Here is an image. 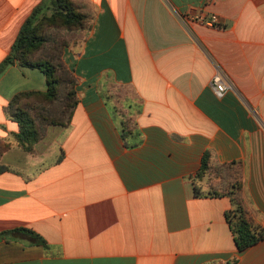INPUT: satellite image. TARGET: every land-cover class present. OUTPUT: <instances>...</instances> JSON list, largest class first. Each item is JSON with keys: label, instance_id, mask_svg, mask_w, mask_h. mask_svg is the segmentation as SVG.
Returning a JSON list of instances; mask_svg holds the SVG:
<instances>
[{"label": "crops", "instance_id": "1", "mask_svg": "<svg viewBox=\"0 0 264 264\" xmlns=\"http://www.w3.org/2000/svg\"><path fill=\"white\" fill-rule=\"evenodd\" d=\"M39 1L0 0V60ZM84 1L91 27L61 53L78 100L32 152L14 144L3 105L44 89V74L16 62L0 72V136L11 142L0 264H264V236L235 247L228 196L192 193L203 152L239 161L240 196L264 229V0ZM217 69L230 84L220 95Z\"/></svg>", "mask_w": 264, "mask_h": 264}, {"label": "trees", "instance_id": "2", "mask_svg": "<svg viewBox=\"0 0 264 264\" xmlns=\"http://www.w3.org/2000/svg\"><path fill=\"white\" fill-rule=\"evenodd\" d=\"M87 7L84 0H40L23 19L8 52L0 60V72L6 64L16 62L38 68L46 81L44 89L15 91L3 105L5 115L16 124L11 133L14 144L22 150L32 152L48 125H67L70 121L78 100L77 80L61 53L64 46L82 40L89 31L92 15ZM129 121V117H121L122 138L132 132ZM10 146L11 142L0 136V155ZM7 168L0 161V172ZM201 180L205 186L200 184ZM240 185L239 161L213 163L207 152L202 153L192 176V193L228 196L230 206L223 215L238 250L264 236V229L253 220L240 196ZM11 230L45 243L30 228L19 226Z\"/></svg>", "mask_w": 264, "mask_h": 264}, {"label": "built area", "instance_id": "3", "mask_svg": "<svg viewBox=\"0 0 264 264\" xmlns=\"http://www.w3.org/2000/svg\"><path fill=\"white\" fill-rule=\"evenodd\" d=\"M213 20H215V16L211 15L210 21ZM209 82L212 85L214 92L218 95H220L227 86H230L227 82L226 75L218 69L211 74Z\"/></svg>", "mask_w": 264, "mask_h": 264}, {"label": "rangeland", "instance_id": "4", "mask_svg": "<svg viewBox=\"0 0 264 264\" xmlns=\"http://www.w3.org/2000/svg\"><path fill=\"white\" fill-rule=\"evenodd\" d=\"M118 4H119V6H117V7H120V2ZM123 90H126L128 92L130 91L128 88L120 89V88L117 87V88L114 89V91H115L116 94L122 93ZM118 91H120V92H118Z\"/></svg>", "mask_w": 264, "mask_h": 264}]
</instances>
